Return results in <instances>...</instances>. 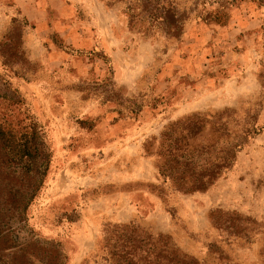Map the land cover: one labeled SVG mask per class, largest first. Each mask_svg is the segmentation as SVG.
Masks as SVG:
<instances>
[{"label":"rangeland","instance_id":"374dc122","mask_svg":"<svg viewBox=\"0 0 264 264\" xmlns=\"http://www.w3.org/2000/svg\"><path fill=\"white\" fill-rule=\"evenodd\" d=\"M123 263L264 264V0H0V264Z\"/></svg>","mask_w":264,"mask_h":264},{"label":"trees","instance_id":"16d2710c","mask_svg":"<svg viewBox=\"0 0 264 264\" xmlns=\"http://www.w3.org/2000/svg\"><path fill=\"white\" fill-rule=\"evenodd\" d=\"M167 245V252L169 253V254H174L175 252H176V250H174L172 247H170L168 244H166ZM124 264V263H123Z\"/></svg>","mask_w":264,"mask_h":264}]
</instances>
